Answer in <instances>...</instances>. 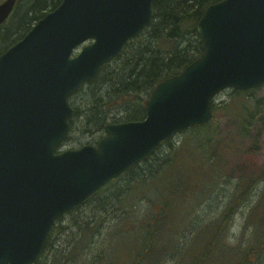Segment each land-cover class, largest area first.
<instances>
[{"label":"trees","instance_id":"obj_1","mask_svg":"<svg viewBox=\"0 0 264 264\" xmlns=\"http://www.w3.org/2000/svg\"><path fill=\"white\" fill-rule=\"evenodd\" d=\"M60 1L17 0L0 54ZM219 1L152 0L143 32L69 98L66 142L143 120L154 87L202 55L196 25ZM212 112L58 218L33 264H264V96L226 90Z\"/></svg>","mask_w":264,"mask_h":264},{"label":"water","instance_id":"obj_2","mask_svg":"<svg viewBox=\"0 0 264 264\" xmlns=\"http://www.w3.org/2000/svg\"><path fill=\"white\" fill-rule=\"evenodd\" d=\"M15 1L0 3V25ZM151 4L62 0L0 55V264H31L57 218L165 140L208 123L216 94L264 85V0H223L197 23L201 57L155 86L143 120L108 124L96 146L55 153L68 135V97L142 32Z\"/></svg>","mask_w":264,"mask_h":264},{"label":"rangeland","instance_id":"obj_3","mask_svg":"<svg viewBox=\"0 0 264 264\" xmlns=\"http://www.w3.org/2000/svg\"><path fill=\"white\" fill-rule=\"evenodd\" d=\"M256 94H257V96H264V85L256 90ZM222 96H223V98L225 97L224 94H222ZM84 142L87 143V142H91V141H90V139H86ZM78 147H80V146H78V144L67 142L63 146V149H72V148L76 149ZM263 159H264V131L262 133V138H261V150H260L259 154L257 155L256 161H257V163H260V162H262Z\"/></svg>","mask_w":264,"mask_h":264}]
</instances>
